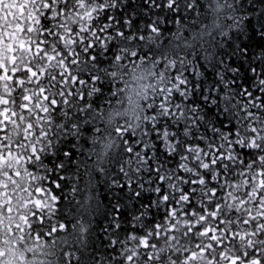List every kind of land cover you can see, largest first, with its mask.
Listing matches in <instances>:
<instances>
[{"label": "snow or ice", "instance_id": "snow-or-ice-1", "mask_svg": "<svg viewBox=\"0 0 264 264\" xmlns=\"http://www.w3.org/2000/svg\"><path fill=\"white\" fill-rule=\"evenodd\" d=\"M248 12L0 0V264H264Z\"/></svg>", "mask_w": 264, "mask_h": 264}, {"label": "clouds", "instance_id": "clouds-1", "mask_svg": "<svg viewBox=\"0 0 264 264\" xmlns=\"http://www.w3.org/2000/svg\"><path fill=\"white\" fill-rule=\"evenodd\" d=\"M236 2H237V7L240 9L241 12H248V7H249V5L252 4V0H248V4H242L240 2V0H236ZM255 7H259V5L257 4V5H255ZM248 15L251 16L254 14L251 12H248ZM253 33L255 34L254 38L256 40H261L260 36L258 34L257 21L255 19L252 21V27L251 28H249V27H247V25H245V31L243 32L242 38L233 39V43L236 45L243 44L244 46L248 47L253 54H255L261 50H264V44L259 45V46H250L249 41L251 39H253ZM224 46H225L226 51H230V49L227 48L226 44ZM100 211L101 212L103 211V206H101Z\"/></svg>", "mask_w": 264, "mask_h": 264}, {"label": "trees", "instance_id": "trees-1", "mask_svg": "<svg viewBox=\"0 0 264 264\" xmlns=\"http://www.w3.org/2000/svg\"><path fill=\"white\" fill-rule=\"evenodd\" d=\"M254 33H253V39H251L250 41H249V44H250V46H259V45H262V44H264V40H256L255 38H254Z\"/></svg>", "mask_w": 264, "mask_h": 264}]
</instances>
